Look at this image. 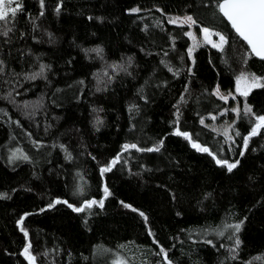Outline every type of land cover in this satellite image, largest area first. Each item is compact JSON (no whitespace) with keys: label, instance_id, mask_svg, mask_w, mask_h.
Here are the masks:
<instances>
[{"label":"trees","instance_id":"1","mask_svg":"<svg viewBox=\"0 0 264 264\" xmlns=\"http://www.w3.org/2000/svg\"><path fill=\"white\" fill-rule=\"evenodd\" d=\"M57 2L58 0H46L45 17L38 21L39 30L32 33L26 14L38 15V0H23L24 12L18 14L11 43H5V38L0 37V59L7 64V74L0 76V97L17 89L21 93L15 97L18 105L28 102L30 107H35L41 97L44 103L43 110L37 112L33 122L25 119L16 105L0 99V109L23 125L22 128L17 127L8 116L0 113V192H8L12 196L11 200H0V264H27L18 255L26 241L15 224L24 212L38 213L40 208L47 206L49 197L68 199L69 202H77L79 206L81 198L72 195L76 191V185L80 184L77 172L83 174L87 196L97 199L102 197V192L98 190L99 178L95 162L80 147L81 140L86 145L87 152L102 159L105 155L116 153L124 142L140 138L147 140L149 137L155 140L169 130L167 122L171 119V105L182 91L185 76L182 75L180 79L172 77L167 69L158 64L160 57H146L139 51L140 46L159 51V47L149 43L141 32L142 24L148 23L151 26L155 19H164L155 11L157 7L169 15L183 14L184 11L189 14L195 12L205 23L210 22L208 18L211 16L210 11L196 7L200 0H65L62 15L57 18L51 10ZM189 4H193V7H188ZM136 6L151 9V12L142 13L151 19L141 22L138 17L129 16L128 9ZM89 15L94 18L102 16L105 22L100 23L96 19L89 21ZM165 27L172 33H180V29L168 25L166 21ZM151 31L157 37V44L168 47L164 33L155 28ZM48 32L53 34L51 40ZM22 33L26 34L23 39L20 38ZM36 40L40 42L37 43ZM189 44L188 38L182 37L177 41V48L180 52H185L186 45ZM96 47L104 49L108 64L121 63L128 56L135 57V66L130 69L133 76L121 74L107 91L96 92L97 80L93 77L96 73H101L106 65L95 53L88 57L82 51ZM37 57L40 58L39 61ZM221 59L219 55L218 64L230 77L229 87H234L233 76L227 72ZM69 60L72 61L71 64L68 63ZM185 60L190 64L187 57ZM204 60L205 57H200L201 62ZM173 63L179 66L178 59ZM39 64L51 66L48 81L37 79L25 82L22 77L13 76V70L15 73L38 72ZM157 68L161 70L153 77V70ZM253 70L261 71L259 65ZM149 78H152L151 82L145 86V81ZM17 79L23 87L16 83ZM81 79L87 86L82 88L84 95L79 98L81 89L69 85H75ZM162 79L169 81L168 88L154 86ZM140 87H145L150 98L148 105H144L136 96ZM56 88L64 91L56 93ZM205 88L211 90L210 82L197 75L191 88L193 103L190 108L203 111L204 106L211 109L213 102L222 103L214 97L201 96ZM13 95L15 96V92ZM196 97H200L199 105L194 102ZM133 100L141 105L142 111L135 121H131L137 123L138 131L130 133L127 109L129 102ZM249 102L254 105V110L264 107V89L254 91ZM233 103L230 101V105ZM94 107L104 109L99 116L105 124L98 133L92 126L96 115L92 112ZM204 114L207 115V112ZM186 118L197 120L194 115L188 116L187 113ZM36 124L40 127L37 128ZM46 125H51L47 134L44 131ZM193 128L202 133L207 131L201 129L198 123L193 124ZM29 131L33 133V138L41 139L45 144H51L57 139L68 144L77 160L67 163L59 149L52 151L50 157L46 156L51 150L48 148L37 153L29 143ZM241 131L244 132L245 129L241 128ZM12 136L16 139L13 140ZM202 139L208 140L209 135H202ZM257 139L259 138H254L249 153H246L242 161L243 170L231 179L214 166L210 157L195 153L181 138L169 137L165 141L167 150L163 156L153 153L141 157L133 151L134 156L139 157V160L131 164L133 171L139 170L137 164L141 161L153 171L145 173L141 180L135 176L129 178L126 172L114 170V174H110L113 176L110 184L115 197L105 202V209L100 215L89 219L88 226L83 224L85 214L73 213L64 205L29 217L25 225L34 240V251L39 253L59 245L64 250L58 257L59 264H69V252L72 254L71 264H105L106 258L102 253L96 252L97 246L103 245L119 251L116 246L125 244L127 247L121 254L128 258L135 257L134 264H140L142 259H159L146 251L158 249L151 243L152 238L147 236L142 219L120 205L119 201L122 199L149 215L150 224L165 247L176 244L169 255L177 264H220L223 249L217 252L210 245H193L192 240L187 239V233L181 232V229H189L195 233L208 225L219 226L229 212L237 213V220L245 215L249 217L245 230L241 233L244 241L241 258L252 260L264 255V208L253 207L264 197V168H261L264 165V150L260 154L251 152ZM15 147H22L39 159L37 167L33 169L29 164H22L14 171L7 164L6 157L8 149ZM176 160L180 161L178 166L169 162ZM33 171L37 172L40 179L33 177ZM249 177H253L255 182ZM157 184L166 185L175 191L177 201L172 203L168 192L157 188ZM25 188H32L33 191L27 192ZM208 192L213 195L204 200V195ZM202 207L204 211H201ZM177 210L182 212L181 217L175 215ZM173 237L179 239L173 240ZM193 239L199 238L193 235ZM179 240H184L185 243L180 244ZM129 241L134 243L129 244ZM136 245L143 247L137 248ZM84 257L88 259L85 260ZM107 264H111L110 259ZM254 264L260 262L256 261Z\"/></svg>","mask_w":264,"mask_h":264},{"label":"snow or ice","instance_id":"2","mask_svg":"<svg viewBox=\"0 0 264 264\" xmlns=\"http://www.w3.org/2000/svg\"><path fill=\"white\" fill-rule=\"evenodd\" d=\"M64 3L65 0H58L52 6L51 10L57 18L62 15ZM38 7V15L26 14L27 21L31 25L32 33L39 30L40 24L38 21L45 17L46 0H38ZM188 7H193V4H189ZM196 7L211 12V16L208 18L209 23H205L204 19L197 16L195 12L189 14L187 11H184L183 14L169 15L162 8L157 7L155 11L159 12L164 19H155L151 26L148 23H143L140 29L149 43L159 47V51H154L145 46H140L139 51L146 57L153 55L160 57L158 64L162 65L164 69H167V72L171 73L172 77L180 79L182 75L185 76L186 82L183 84L182 91L176 101L171 105V119L167 122L169 130L166 134L155 140L149 137L147 140L140 138L135 141L124 142L119 146V150L116 153L105 155L102 159H98L97 155L87 152V147L81 140L80 147L84 148L86 154L95 162L99 178L98 190L102 192V197L99 199L88 197L85 192L83 174L77 172L76 176L80 179V184L76 185V191L72 195L81 198L79 206H77V202H69L68 199L49 197L47 206L40 208L38 213L31 211L24 212L15 221V224L19 232L23 234V239L26 241L22 245L18 255L23 257V260L27 264H45V262L46 264H59L58 257L63 254L64 250L57 245L54 248L46 249L39 253L35 252L34 240L30 236V231L26 227L25 221L31 216L56 209L58 205H64L73 213L85 214L83 224L88 226L89 219L100 215L105 209V202L109 198L115 197V193L110 184L113 178L110 174H114V170L115 172H126L129 178L135 176L141 180H143L145 173H151L153 171L152 168L147 167L142 161L137 164L139 170L133 171L131 166L132 162L139 160V157L134 156L133 151L140 154L141 157L144 154L153 153L163 156L167 150L165 141L169 137L181 138L195 153L205 154L207 157H210L211 161L214 162V166L231 179L238 175L239 171L243 170L242 161L245 159L246 153H249L250 145H253L254 138L259 139L255 140V146L251 147V152L260 154L264 150V107H258L254 110V105L249 102V97L254 91L264 89V0H200ZM145 11L151 12L152 10H145L136 6L129 8L127 14L129 16H136L143 22L146 19H151L150 17L142 15ZM23 12V0H0V37L5 38V43H11V35L15 34L18 14ZM93 19L98 20L100 23L105 22V18L102 16L95 18L91 15L88 16L89 21ZM165 21L168 25H173L175 28L180 29V33L170 32L165 27ZM152 28L164 33L166 37L165 43L168 44V47L157 44V37L151 31ZM24 35L26 34L22 33L20 38L23 39ZM47 35L49 40H51L53 34L48 32ZM182 37H187L191 41V45H186L185 52H180L177 48V41ZM32 38L34 40L36 39L34 35ZM36 42L39 43L40 41L36 40ZM200 48L215 49L222 57L221 63L227 72L232 74L234 79V87H225L222 89L221 83L217 80L211 90L205 88L201 92L200 95L203 97H214L215 100L222 102L221 104H215L213 102L211 109L204 106L203 111L199 108H190V105L193 103L191 88L193 79L197 76V71H194L197 68V57L195 53ZM82 51L88 57L92 53H95L106 65V68L101 73H96L93 77L97 80L96 92L107 91L108 87L112 83H115L116 78L121 74L133 76L132 71H130L135 66V57L133 56H128L121 63L108 64L104 56L103 48L96 47L82 49ZM185 57L191 61L190 64L186 63ZM36 59L39 61L40 58L37 57ZM176 59L179 60V66L173 63ZM68 63L71 64L72 61L69 60ZM208 63H213L211 57H209ZM235 65H238V67ZM256 65H259L260 72L253 70ZM6 68L7 64L5 60L0 59V76L7 74ZM160 70L158 68L154 69L153 77ZM50 71V65L39 64L38 72L15 73L13 70V76L16 78L22 77L25 82L36 81L37 79L48 81V72ZM216 75L219 77L220 73L217 72ZM151 79L149 78V80L145 81V86L150 84ZM5 82L7 83V81ZM16 83L20 87H23L19 79L16 80ZM74 86L81 89L79 98H82L84 95L82 88L87 86L85 81L81 79L76 81L75 85H69V87ZM154 86L156 88H168L169 81L162 79L159 83H155ZM62 91L64 90L61 88L55 89L56 93ZM13 92H15V96ZM13 92H9L7 96L0 97V99L8 100L13 105H16L17 109L23 112L25 119L35 122L37 112L44 108L43 97H41V100L37 102L35 107H30L28 102L18 105L15 97L21 95V93L17 89H13ZM136 96L138 100L143 101L144 105H148L151 102L148 94L145 92V87H140L136 92ZM239 98H242V100ZM230 101L234 103L230 105ZM53 102L55 103V101ZM194 102L199 105L201 103L200 97H196ZM103 111V108H92V112L96 114L92 126L97 133L101 131V128L105 124V121L99 116V113ZM127 111L130 121L128 131L135 133L138 131V126L137 123H131V121H135L140 116L142 111L141 105L136 100L130 101ZM205 112H207V115L204 114ZM0 113L8 116V119L17 125V127H23L19 120H12V117L3 109H0ZM186 113L188 116L194 115L197 120L193 121L186 118ZM230 116L231 119H229ZM222 117L224 118L223 120H221ZM218 121L219 123H217ZM195 123H198L201 129L207 131L202 133L201 131L195 130L193 128V124ZM36 127L39 128L40 125L36 124ZM50 128L51 125L45 126L44 131L46 134ZM241 128H244L245 131L242 132ZM202 135H209V139L203 140ZM27 136L29 143L37 153H40L42 149L48 148L51 150L46 153V156L50 157L52 151L59 149L64 154V159L67 163H73L77 160L69 145L59 142L58 139L54 140L51 144H45L43 140L33 138L31 131L27 132ZM12 139L15 140L16 137L12 136ZM237 149H239L238 153ZM83 154L80 153V155ZM6 160L7 164L12 166L14 171L22 164H29L33 169L39 164V159L34 158L22 147L9 148ZM48 162L51 163V160ZM169 162L177 166L180 164L178 160ZM261 168H264V165H261ZM158 170L163 171V169ZM32 175L35 179H40L37 172L33 171ZM169 179L172 178L170 177ZM249 179L255 182L253 177H249ZM144 182L147 183V181ZM156 187L167 191L172 203L177 201L178 197L176 192L169 189L168 186L157 184ZM24 190L27 192L33 191L32 188H25ZM212 195V192H208L204 195V200H208ZM11 199L12 196L8 192H0V200ZM119 203L124 209L136 213L142 219L147 236L152 238L151 243L155 245V249H158H146V251L151 252L153 257H158L159 259L155 261L142 259L140 264H177V261L170 258L169 255L176 248V244L173 243L171 247H165L161 243L156 231H154L153 226L150 224L149 215L122 199ZM253 207L264 208V197L258 200ZM95 209H99V211H95ZM201 211H204L203 207ZM175 215L181 217L182 212L177 210ZM237 215L235 212L226 213L225 219L219 226L214 227L208 225L195 233L189 229H181V232L187 233V239L192 240L193 245H210L217 252L223 249L220 264H254L256 261L264 264V255L256 256L252 260H243L241 258L240 253L244 244L241 233L245 230V224L248 222L249 217L245 215L237 220ZM88 230L91 231L90 228ZM193 235L199 239H193ZM178 239V237H173V240ZM128 243L132 244L134 242L129 241ZM179 243L184 244L185 241L179 240ZM116 247L119 251L98 245L96 252L104 255L106 258L105 264H107V260L109 259L111 264H134L135 257L128 258L121 254L127 247L125 244H118ZM136 247L142 248L143 246L136 245ZM71 255V252H69V264H71ZM84 259L87 260L88 257H84Z\"/></svg>","mask_w":264,"mask_h":264},{"label":"rangeland","instance_id":"3","mask_svg":"<svg viewBox=\"0 0 264 264\" xmlns=\"http://www.w3.org/2000/svg\"><path fill=\"white\" fill-rule=\"evenodd\" d=\"M189 42V45H191L190 40ZM219 55L220 54L217 53L215 49L210 48H200L195 53V56L197 57V68L194 69V71H197V75L205 77L210 82L211 89L215 86L217 80H219V82L221 83L222 89H224L225 87H229L230 83V77L218 64ZM200 57H205L204 62L200 61ZM209 57H211L212 59V64L208 63ZM213 65H215V67H213ZM217 72L220 73L219 77H217L216 75ZM223 119L224 118L222 117L221 120ZM229 119H231V116L229 117ZM217 123H219V121Z\"/></svg>","mask_w":264,"mask_h":264}]
</instances>
